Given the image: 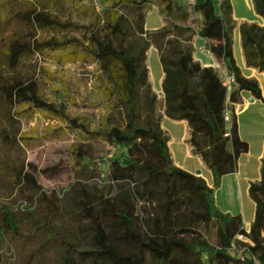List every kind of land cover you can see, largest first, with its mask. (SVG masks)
I'll list each match as a JSON object with an SVG mask.
<instances>
[{"label": "trees", "instance_id": "trees-1", "mask_svg": "<svg viewBox=\"0 0 264 264\" xmlns=\"http://www.w3.org/2000/svg\"><path fill=\"white\" fill-rule=\"evenodd\" d=\"M102 1L116 7L122 0ZM147 1L140 0L141 4ZM252 2L255 12L264 19V0ZM180 4L186 3L161 0L160 11L169 18L180 14L185 20L187 13L181 12ZM188 6L201 18L195 34L210 41L211 54L234 76L236 87L227 92L217 68L201 66L194 60L191 46H179V37L191 42L194 32L175 25L171 55L159 54L164 73L161 88L165 114L187 121L189 143L211 171L212 187L203 177L173 163L168 136L161 128V118L154 113L156 96L150 95L149 69L145 64L149 43L144 37L127 48L91 37L94 59L106 77V90L113 84L121 95V123L106 115L99 127L90 131L80 117L65 113L63 104L43 100L36 81L10 77L0 83L9 118H14L12 112L21 106L45 110L63 118L70 128L104 139L117 150L108 159L110 181L106 187L87 191L76 181L79 196L75 200L79 205L76 218L84 223L85 234L80 237L68 229L61 235L57 264H264V157L259 180L249 185L255 211L248 230L241 215L221 212L214 197L221 178L236 169L239 156L248 150V143L239 135L234 112L235 105L242 102L241 92L248 91L262 102L264 96L258 80L244 76L236 63L230 0H195L194 5ZM11 11L15 19L32 28L37 24H59L55 17L44 14L29 1H21L20 8ZM116 19L117 24L107 22L113 34L121 32L127 21L130 24L122 13ZM145 21L144 13L137 12L132 18L133 27L144 33ZM239 32L247 66L264 72V25L244 22ZM7 37L10 66L40 50L39 45L32 46L14 33ZM140 86L145 88L143 99ZM226 108L231 112L230 123L224 117ZM2 140L6 144L16 141L5 132ZM71 152L81 167L87 166L92 158L88 148L79 146ZM34 170L31 163L9 166L17 184L40 190ZM57 171L59 165L42 169L43 173ZM41 196L45 193L41 192ZM24 221L0 203V250L7 236L15 239L22 234ZM212 226L216 228L213 241ZM58 232L54 228L49 239ZM238 234L248 241L237 239ZM233 244L246 247L243 258L231 250Z\"/></svg>", "mask_w": 264, "mask_h": 264}, {"label": "rangeland", "instance_id": "rangeland-1", "mask_svg": "<svg viewBox=\"0 0 264 264\" xmlns=\"http://www.w3.org/2000/svg\"><path fill=\"white\" fill-rule=\"evenodd\" d=\"M21 1L34 3L44 14L55 17L59 24H37L34 28L24 25L14 18L11 11L12 8H20ZM160 1L148 0L141 4L140 0H122L115 7L102 0H0V83L10 77L36 81L43 100L55 105L63 104L65 113L80 117L90 131L98 128L106 115L121 123V95L113 84L110 90H106V77L102 66L94 59L91 37L97 36L115 47L125 48L144 37L149 43L145 64L149 69L150 95L156 96L154 113L162 118L165 99L159 82L163 74L159 54L171 55L175 25L192 29L191 42L184 36L177 42L180 47H192L201 18L187 4L179 5L181 12L187 13L185 20L180 14L169 18L160 11ZM232 2L235 14L249 15L245 0ZM248 2L251 5V0ZM137 12L146 16L144 33L133 27L132 18ZM119 13L124 14L130 24L127 21L121 32L113 34L107 22L117 24ZM258 21L264 22L259 18ZM13 33L32 46L39 45L40 50L10 66L6 44L10 40L7 36ZM219 66L223 68L222 64ZM139 93L142 99L145 98L143 86L139 87ZM12 114L14 118H9L7 102L0 94V203L25 219L19 237L5 238L0 250V264H57L61 235L68 229L80 237L85 234L84 223L76 218L79 210L75 202L79 198L76 181L87 191L106 187L110 181L108 159L117 150L104 139L70 128L63 118L45 110L26 105L19 110L14 109ZM252 118L254 124H251ZM240 120L244 136L257 140L264 131V107L253 106ZM4 132L16 141L4 143ZM79 146L88 148L92 155L84 167L74 161L71 152ZM28 163L35 166L33 173L40 190L17 184L9 171L11 165ZM55 165H59V171L42 172V169ZM203 172L208 175L205 167ZM41 192L45 196L42 197ZM239 199L238 192L233 196L225 192L222 197L225 206H231L233 210L240 206ZM242 200L246 209L251 207L244 194ZM54 228L59 232L49 239ZM215 229V226L210 229L211 241Z\"/></svg>", "mask_w": 264, "mask_h": 264}, {"label": "crops", "instance_id": "crops-1", "mask_svg": "<svg viewBox=\"0 0 264 264\" xmlns=\"http://www.w3.org/2000/svg\"><path fill=\"white\" fill-rule=\"evenodd\" d=\"M245 1L248 5V16L243 13L235 14L233 2L230 0L233 9L232 15L235 22V28L233 30V53L236 63L242 74L246 77L257 79L261 87L262 96H264V72H260L256 68L247 66L241 42V35L239 32L240 24L244 22H256L259 25H264V22H259L258 18L261 20L264 19H262L255 12L252 0L251 5L249 4L248 0ZM192 44V54L195 61L199 62L201 66H211L217 69L219 68L220 62L214 55L211 54L209 49L210 41L208 39L200 37L197 34L196 39H194ZM163 76L164 73L159 77V82L161 83ZM250 97H252V95L248 91H242V102L236 104L234 110L236 114L239 135L241 139L248 143V150L239 156L236 169L231 173L225 174L221 178L219 186L214 190L215 204L217 208L223 213L241 215L243 225L246 230H248L250 227L255 211L254 202L249 195V185L252 182L259 180L261 159L264 157V131H262V133L257 137V140L254 141L251 140V138H248V136H244L242 132L240 118L242 116H246L253 106L258 105L264 107V102L254 97L253 101H250ZM253 113L251 115L252 117ZM254 122L255 120L252 118L251 124H254ZM161 128L168 136L167 145L174 165L194 174L195 171L199 169L201 171L199 176L203 177L206 183L212 187L213 176L211 171L203 162L201 157L193 152L192 146L189 143L190 128L187 121L172 119L164 114L161 118ZM204 167L208 175L204 174ZM225 192L230 196H233L234 193H239L240 206H238L237 210H233L231 206H225L226 204H224L222 201V197L225 195ZM243 194L247 197L249 204L251 205V207L248 206V209H246L243 203Z\"/></svg>", "mask_w": 264, "mask_h": 264}, {"label": "built area", "instance_id": "built-area-1", "mask_svg": "<svg viewBox=\"0 0 264 264\" xmlns=\"http://www.w3.org/2000/svg\"><path fill=\"white\" fill-rule=\"evenodd\" d=\"M175 2H179V3H186L188 5H194L195 0H173ZM219 70V74L222 80V84L226 87L227 92L232 91L236 85H235V78L232 74H230L227 69L223 66V68H221L219 66L218 68ZM224 117L226 119V121H228L230 123L231 121V112L228 108L225 109L224 112ZM237 239L242 240V241H248L247 238L242 235V234H238L236 236ZM244 238V239H243ZM246 247L245 246H239L236 244H233L231 247V250L237 254V256H239L240 258L244 257V251H245Z\"/></svg>", "mask_w": 264, "mask_h": 264}, {"label": "water", "instance_id": "water-1", "mask_svg": "<svg viewBox=\"0 0 264 264\" xmlns=\"http://www.w3.org/2000/svg\"><path fill=\"white\" fill-rule=\"evenodd\" d=\"M250 101H253V97H250ZM201 171L198 169L195 171V175H200Z\"/></svg>", "mask_w": 264, "mask_h": 264}]
</instances>
